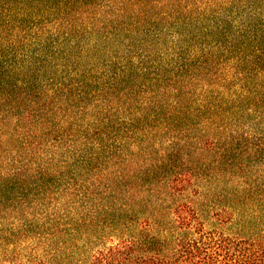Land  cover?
Masks as SVG:
<instances>
[{
  "label": "trees",
  "instance_id": "16d2710c",
  "mask_svg": "<svg viewBox=\"0 0 264 264\" xmlns=\"http://www.w3.org/2000/svg\"><path fill=\"white\" fill-rule=\"evenodd\" d=\"M0 264H264V0H0Z\"/></svg>",
  "mask_w": 264,
  "mask_h": 264
}]
</instances>
